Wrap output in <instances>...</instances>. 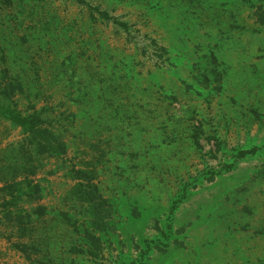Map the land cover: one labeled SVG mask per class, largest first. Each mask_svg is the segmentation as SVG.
Listing matches in <instances>:
<instances>
[{
    "label": "rangeland",
    "instance_id": "1",
    "mask_svg": "<svg viewBox=\"0 0 264 264\" xmlns=\"http://www.w3.org/2000/svg\"><path fill=\"white\" fill-rule=\"evenodd\" d=\"M80 1L0 0V264H264V0Z\"/></svg>",
    "mask_w": 264,
    "mask_h": 264
},
{
    "label": "trees",
    "instance_id": "2",
    "mask_svg": "<svg viewBox=\"0 0 264 264\" xmlns=\"http://www.w3.org/2000/svg\"><path fill=\"white\" fill-rule=\"evenodd\" d=\"M80 1V0H79ZM83 3L82 1H80ZM97 13L105 18L106 20H109V17L106 13L100 12L99 10H96ZM259 15L264 14V10L261 9ZM264 18V15H263ZM264 21V19H263ZM124 26V25H122ZM2 90V95H3ZM0 117H3L5 119H8L11 121V123L15 127H20L21 131L26 135L27 141L29 143V148H31L32 154L34 155H46L48 157H55V156H62L66 153V146L65 144L59 140L52 132H50L46 127L43 126V122L40 119V116L38 113H34L33 115L30 116H25L22 117L20 114L10 111L8 108L5 106H2L0 104ZM196 143H198V140L196 139ZM79 175H84V173L78 172ZM1 184V183H0ZM3 186L0 187V193H4L5 191L9 189H14V180L11 183L8 182H2ZM83 185L77 184L74 187V192L75 194L79 197L80 200L86 201L88 200L90 196L94 195L96 192V187L93 186L90 192L84 193L82 191ZM9 196L12 197L13 193H9ZM2 202L4 205L7 206V202L3 198ZM95 206V205H94ZM40 214H43L44 209L43 208H38L37 209ZM3 222H16L17 226V231L18 232H23L25 231L24 227L22 228L23 225L29 224L30 222V215L28 214H11L10 212L6 213L3 218L0 217V228L2 226ZM18 248L20 245H17Z\"/></svg>",
    "mask_w": 264,
    "mask_h": 264
}]
</instances>
